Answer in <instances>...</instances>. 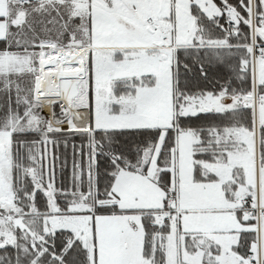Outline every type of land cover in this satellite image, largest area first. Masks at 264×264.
Returning a JSON list of instances; mask_svg holds the SVG:
<instances>
[{
	"label": "snow or ice",
	"instance_id": "snow-or-ice-1",
	"mask_svg": "<svg viewBox=\"0 0 264 264\" xmlns=\"http://www.w3.org/2000/svg\"><path fill=\"white\" fill-rule=\"evenodd\" d=\"M0 264H264V0H0Z\"/></svg>",
	"mask_w": 264,
	"mask_h": 264
}]
</instances>
